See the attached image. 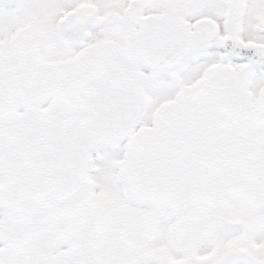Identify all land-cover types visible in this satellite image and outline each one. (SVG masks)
I'll return each instance as SVG.
<instances>
[{
  "label": "snow or ice",
  "instance_id": "obj_1",
  "mask_svg": "<svg viewBox=\"0 0 264 264\" xmlns=\"http://www.w3.org/2000/svg\"><path fill=\"white\" fill-rule=\"evenodd\" d=\"M0 264H264V0H0Z\"/></svg>",
  "mask_w": 264,
  "mask_h": 264
}]
</instances>
